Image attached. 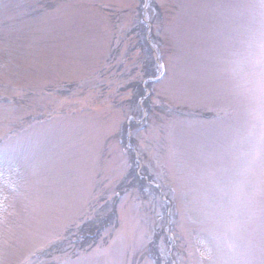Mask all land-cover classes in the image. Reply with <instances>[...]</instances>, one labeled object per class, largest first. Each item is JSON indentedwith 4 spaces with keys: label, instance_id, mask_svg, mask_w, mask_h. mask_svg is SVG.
Segmentation results:
<instances>
[{
    "label": "rangeland",
    "instance_id": "rangeland-1",
    "mask_svg": "<svg viewBox=\"0 0 264 264\" xmlns=\"http://www.w3.org/2000/svg\"><path fill=\"white\" fill-rule=\"evenodd\" d=\"M256 30L264 0H0V264H264L230 71Z\"/></svg>",
    "mask_w": 264,
    "mask_h": 264
},
{
    "label": "clouds",
    "instance_id": "clouds-1",
    "mask_svg": "<svg viewBox=\"0 0 264 264\" xmlns=\"http://www.w3.org/2000/svg\"><path fill=\"white\" fill-rule=\"evenodd\" d=\"M236 93L246 103L248 141L259 155L264 152V30L250 33L231 61Z\"/></svg>",
    "mask_w": 264,
    "mask_h": 264
},
{
    "label": "trees",
    "instance_id": "trees-1",
    "mask_svg": "<svg viewBox=\"0 0 264 264\" xmlns=\"http://www.w3.org/2000/svg\"><path fill=\"white\" fill-rule=\"evenodd\" d=\"M140 29H141V34H142V32L144 33V28L143 29L140 28ZM150 39L152 41H154L152 32L150 33ZM136 43H137L139 49L141 50V52L147 51L146 62L145 63L143 62V66H144L145 70L149 71L150 65H152L153 61H152V58H148L149 55L151 56V50L149 48L148 43L145 40L144 35H143V37L141 35V38L140 39H137L136 40ZM147 60H150V62L148 63ZM145 77H147V73H145ZM138 89H139L138 86H137V88L135 87L136 92L133 93L132 96H131L132 97L131 98V101H133L134 103L137 102V99L139 97H141V96L137 97L138 93H139V95H142L143 94ZM135 123H137V120H134L133 119L132 121H130L129 127H132L133 126V128L136 129L138 126H142V124H143V123H138V125H136ZM125 126H126V124L124 125V127ZM124 130H125V128H124ZM124 130H123V132H125V135H126V131H124ZM136 170H137V165L134 163V168H133L132 173H133V176H134V183L136 184V189L139 192H142V191L144 192V189L150 188L151 190L155 191V193H156L157 190L154 187H152V186H148V184H146V182H145V181H152L151 178H150L151 175L148 173L147 169L146 170L143 169L140 172V174H137L136 173ZM137 176H138L139 180L135 178ZM135 180H136L137 183L135 182ZM164 196L169 201V197L166 194ZM167 210L170 211L169 208L164 209V216H166V211ZM93 227L94 226H89V228L87 229L88 230V234L91 235V236H93L94 234H96L98 232V229L97 228H93ZM79 235H80V238H82L84 234H79ZM89 235H87V236L90 237ZM150 253H152V258H153V261L155 262V264H171L170 260L167 259V258H166V261L165 262L162 261L161 256H160V254L157 251V248L154 246V243H152V246L150 248Z\"/></svg>",
    "mask_w": 264,
    "mask_h": 264
}]
</instances>
